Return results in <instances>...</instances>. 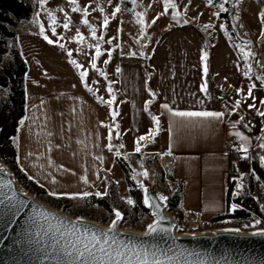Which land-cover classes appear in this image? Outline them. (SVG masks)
<instances>
[{"label": "crops", "instance_id": "obj_1", "mask_svg": "<svg viewBox=\"0 0 264 264\" xmlns=\"http://www.w3.org/2000/svg\"><path fill=\"white\" fill-rule=\"evenodd\" d=\"M204 25L208 24H178L161 34L148 54L119 56L118 98L113 102V111L119 114L115 121L81 84L80 91L43 85L42 91L32 96L25 87V118L15 141L21 172L53 198L100 197L95 193L106 192L115 166V141L123 150L135 151L136 139L149 133L145 110L148 72L157 100L153 114L163 126L162 155L169 159L174 186L182 183L184 187V221L205 224L225 214L233 157L229 145L242 149L246 145L250 151L255 139H264V121L259 114L264 111V81L250 71L251 79L245 75L243 55L231 44L223 26L215 24L205 30ZM204 52L208 53L206 76ZM29 73L28 67L25 86ZM205 81L207 95L201 91ZM253 84L252 98H247ZM236 101H240L239 108L234 107ZM164 103L173 111L223 112L224 116L218 120L173 117L162 107ZM253 103L256 107L250 108ZM105 125L112 127L111 151ZM237 133L246 139L241 140ZM85 192L91 195L85 197Z\"/></svg>", "mask_w": 264, "mask_h": 264}, {"label": "rangeland", "instance_id": "obj_2", "mask_svg": "<svg viewBox=\"0 0 264 264\" xmlns=\"http://www.w3.org/2000/svg\"><path fill=\"white\" fill-rule=\"evenodd\" d=\"M26 1L31 4L33 14L30 20L17 21L15 28H9L15 35V41L6 40L4 49L10 51L12 47H16L28 64L30 73L25 87H27L29 96L39 90L42 91L43 85L45 88L50 84L57 88L80 91L79 84H81L84 87H82L84 92L89 97L111 113L114 110V105L112 104L109 107L107 104L101 103L99 97H103L105 101L111 100L113 96L115 100L118 98L116 63L119 56L137 52L148 54L161 34L178 24H184V18H189L195 25L205 23L223 26L229 40L231 42L237 40L238 44L235 45L243 55L247 72H249L248 66L250 65L251 75L253 73L257 77H263L264 75V23L260 19V13L264 12V0H227L226 3L221 2L225 8H227V3L234 4L232 23L238 31V39L232 36L227 29L226 22L220 18L221 14L228 13L230 9L227 8L228 11L224 12L220 8L221 4L216 5L214 2L172 0L176 4V8H169L168 12L164 13V0H77L75 6L81 9L87 8L89 12L86 18L89 24L97 29L96 40L92 39L88 25L82 22L85 19L82 11L72 12L73 5L69 3V0H44L42 6L38 0ZM116 7L121 9L119 13H115ZM101 8L103 11L100 10ZM61 9L63 11H60ZM48 13H52L56 17V35L52 34V23ZM65 13H67V16H65ZM136 13L141 14L144 20L143 26L136 22L138 19ZM176 13H179V16L174 20L172 17ZM105 16L109 18L107 28L103 27ZM68 18H70L71 23L69 29L65 30L62 25ZM153 20H155V23H152ZM40 25H44L45 30L43 33L40 31ZM45 35L52 39L54 43L49 44L43 38ZM78 35L84 37L82 42L76 39ZM59 36H63L64 39L59 40ZM101 36L103 37L102 40H100ZM109 40H111V43H108ZM97 41H99L102 53L99 58H96L95 47H88L90 44L95 45ZM59 43L65 45L64 49L58 46ZM246 44L247 47H245ZM67 51L72 52L71 57H68ZM109 52H111V55H108ZM244 52H251L253 55L246 58ZM73 59L83 67L81 69L75 68L69 62ZM93 60H95L96 67L106 74V78L100 76L92 68ZM1 67L0 62V72ZM80 71H87L86 81L88 87L93 89L92 92H89L85 87V83L79 75ZM109 85L112 88L111 93L108 91ZM149 107L150 112L154 113L156 111L155 104ZM151 122L154 124L153 121ZM255 140L256 142L252 144L253 147L250 151L247 153L243 151L245 157H247L246 159L239 160L236 156L232 157L235 158L232 173L237 178L233 198L244 193L247 180L254 175L251 162L248 160L249 157L252 159L254 152L258 151L257 156L264 169V161L261 160V157H264V148L259 147L260 144H264V139ZM163 144V126H160V131L155 137H150L149 141L141 145V152L137 153L130 148H125V151L117 141L114 144V152L116 154L119 151L120 155L116 156L129 164L133 180L139 187H141V182L145 177L144 173L147 172L151 184L159 188L167 197H170L173 190L169 181V159L167 156L162 155ZM255 183L257 191L264 195V184ZM21 188L28 194L33 195L27 188L22 186ZM106 192L107 195L97 198L108 200L111 207V210L108 211L96 204L93 206L89 200H82V198L65 202L64 209L56 203L47 202L44 198H36L74 219L89 220L103 227H109L115 220V211H119L123 217L119 223V228L122 231L145 232L146 227L153 222V217L150 212L149 216H146L141 210H136L137 202L131 196L125 175L116 163L112 171V177L108 181ZM128 200L133 203L129 204ZM170 215L177 223V232L180 235L236 229L233 227L208 229L209 227H206L204 223H192L177 219L171 213ZM260 230L264 229L248 232L239 231L251 233Z\"/></svg>", "mask_w": 264, "mask_h": 264}, {"label": "water", "instance_id": "obj_3", "mask_svg": "<svg viewBox=\"0 0 264 264\" xmlns=\"http://www.w3.org/2000/svg\"><path fill=\"white\" fill-rule=\"evenodd\" d=\"M191 24L192 20L184 18ZM144 207L151 213L153 222L160 220V227L167 231L155 234L145 232L122 231L121 220L116 223V247L127 246L132 249H146L155 253L165 264H264V235L254 232L216 230L190 235H180L177 223L170 215L168 198L145 176L141 182ZM147 189V192H145ZM148 203H145V199ZM159 205V210L156 208ZM40 210L53 214L55 219L45 220L39 215ZM60 220L80 223V227L91 228L99 233H109L111 226L103 227L95 222L74 219L62 211L40 202L36 197L25 192L12 172L0 161V264H58L59 254L53 252V231L44 235V230L60 226ZM256 233L264 230L255 231ZM37 233H41L37 235Z\"/></svg>", "mask_w": 264, "mask_h": 264}, {"label": "trees", "instance_id": "obj_4", "mask_svg": "<svg viewBox=\"0 0 264 264\" xmlns=\"http://www.w3.org/2000/svg\"><path fill=\"white\" fill-rule=\"evenodd\" d=\"M209 2V0H202ZM214 4L219 5L224 0H211ZM234 4L227 3V8L230 11L226 14H221L220 18L226 22L227 29L232 36L238 39V31L232 23L234 13ZM33 14V8L26 0H0V57L2 70L0 72V161L9 168L16 177L20 185L27 188L35 197L44 198L47 202L56 203L59 207H63L65 202L70 200L53 198L45 189L41 188L34 182L30 181L19 169L17 163L16 137L21 122L25 118L26 112V93H25V77L28 73V67L22 58L19 50L12 47L10 51L4 49L6 40L15 41V35L9 28H15L17 21L30 20ZM231 41V40H230ZM231 44L236 47L237 40H232ZM148 99L152 103L147 105V116L149 130L155 129L152 124V115L149 106L156 104V97L153 98V92L150 85V78L146 72ZM151 113V115L149 114ZM258 151L253 153L251 162L254 175L251 176L246 183V190L238 197L233 198V191L236 185V175L232 173L235 158H232V170L227 177V204L226 212L223 215L213 217L209 222L205 223L208 229H223L233 227L241 231H253L264 229V195L257 191L255 182L264 184V169L257 156ZM115 163L121 168L125 175V180L130 189L131 196L136 200V210H141L144 215L149 216V211L144 207L143 196L140 187L134 182L132 170L127 162L116 157ZM257 179V180H256ZM172 194L168 198L169 213L175 218L184 220L185 216L181 209L182 195L184 192L183 184L180 183L174 186V179L169 176ZM159 189V188H158ZM161 191V190H160ZM162 192V191H161ZM175 192V193H174ZM89 200L94 206L95 204L111 210L107 199H98L95 196L84 198ZM82 199V200H84ZM72 200V199H71ZM235 204L237 208L232 210L231 206ZM65 207H63L64 209ZM256 221H259L257 224ZM147 228V227H146Z\"/></svg>", "mask_w": 264, "mask_h": 264}, {"label": "snow or ice", "instance_id": "obj_5", "mask_svg": "<svg viewBox=\"0 0 264 264\" xmlns=\"http://www.w3.org/2000/svg\"><path fill=\"white\" fill-rule=\"evenodd\" d=\"M38 2L41 4V6L44 3V0H38ZM224 2L226 3L227 0H224ZM69 3H71L73 5L71 11L72 12H81L83 13V16L85 17V19L82 21L83 24L88 25L90 31H91V36L93 40H96V33H97V29L95 27H93L91 24H89V21L87 20V16L89 15V12L87 10V8L81 9L78 6H75L77 3V0H69ZM209 3H211V0H209ZM169 8H176V4L172 2V0H164V13L168 12ZM220 8L222 11L227 12L228 9L224 7V4L221 3ZM101 11H103V9H100ZM60 11H63V9H61ZM121 11V9L119 7L115 8V13H119ZM48 16L51 18V23H52V34L56 35V17L52 14V13H48ZM65 16H67V13H65ZM136 16L138 17L137 19V23L140 25H144V20L141 16L140 13H136ZM179 16V13H176V15H174L172 18L174 20L177 19V17ZM159 18V17H157ZM260 19L261 22L264 23V12L260 13ZM35 22V21H33ZM70 23L71 20L70 18H68L64 23H63V28L65 30L69 29L70 27ZM109 23V18L108 16H105L103 19V27L107 28ZM152 23H155V20L152 21ZM185 24L189 23L188 20L184 21ZM213 25L208 24V25H204V29L207 30L209 28H212ZM44 25H40V31L41 33L44 32ZM143 30V28H142ZM49 44H53L54 41L52 39H50L47 35H45L43 37ZM59 40H63L64 37L63 36H59L58 37ZM79 42H82L84 37L83 36H77L76 38ZM103 37H100V40H102ZM108 43H111V40L108 41ZM58 46L61 49H64L65 45L63 43H59ZM248 45L246 44L245 47H247ZM89 48L91 47H95V55L96 58H99L101 56V50H100V46H99V41H97V43L95 45H88ZM243 51V49H242ZM67 55L68 57L72 56V52L71 51H67ZM108 55H111V52L108 53ZM132 56H136V53H131ZM143 52L140 53V56H143ZM253 54L251 52H244V56L247 58L249 56H252ZM202 59L204 60L205 64H204V74L205 76L207 75V71H208V66H207V59H208V53L204 52L203 53V57ZM75 68L77 69H81L83 66L79 63H77L76 60H70L69 61ZM105 63H107V61H105ZM92 68L95 69L100 76H105L106 78V74L101 71L99 68L96 67V63L95 60H93L92 62ZM249 71L251 66L249 65ZM120 69H117V72H119ZM79 75L81 77V80L84 81L85 83V87L87 88V90L89 92H92L93 89L91 87H88L87 81H86V77L88 75L87 71H80ZM246 76H249V78L251 79V76L249 74V72H245ZM258 79L264 81V77H258ZM255 85L253 84L247 93V98H252V88H254ZM108 91L109 93L112 92V88L111 85L108 86ZM201 91H203L205 93V95L208 94V87H207V82L205 81L202 85H201ZM238 92H242V89H238ZM151 95L153 96V98H155L156 93L152 92ZM254 99V98H253ZM99 100L101 103L107 104L109 107H111V105L113 104V101L115 100V97L113 96V98L111 100L105 101L103 99V97H99ZM152 101L149 100L146 103L145 106V110H147V105L151 104ZM261 103H264V101H261ZM162 107L171 113V115L173 117H179V118H213V119H221L224 116L223 112H211V111H199V112H192V111H173L172 108L169 107L168 103H164L162 104ZM235 108H239L240 107V101H236L234 104ZM250 108H254L256 107L255 103L249 105ZM118 111H112L111 112V116L113 121H115L116 116L118 115ZM151 115V113H149ZM262 117H264V111H261L259 113ZM152 121L154 122L155 125V129L149 130V133L147 135H143L140 136L136 139L135 144V151L137 153L141 152V142L142 141H149L150 137H155V135L160 131V119L159 117L152 115ZM241 119H243V117L241 116ZM106 127L109 128V136H108V149L109 151L112 150V127L105 125ZM116 129H119V124H116ZM237 136H239V138L241 140H245L246 138L241 135L240 133L236 134ZM117 138L119 139V132L117 131ZM120 147H123V145H120ZM260 148H264V144H260L259 145ZM243 151L245 153L248 152V147L245 145L243 147ZM169 155L171 154V152L168 153ZM116 155L119 156L120 153L119 151L116 152ZM243 158H247V157H243ZM261 160L264 161V157H261ZM145 176H147V172L144 173ZM82 179L84 180L85 183H87V178L86 177H82ZM145 192H147V189H145ZM51 195H56V193H50ZM239 194V193H237ZM85 197L91 195L90 193L85 192L83 194ZM96 196H103V195H107V192L105 193H100V192H96L95 193ZM159 199L161 201H166L167 197L164 196H160ZM129 204H132L133 202L131 200H128ZM145 203H148V199H145ZM159 205H156V208L159 210ZM232 210L235 211L237 208V205L233 204L231 206ZM39 215L41 217H44L45 220L52 218L55 219L53 214L48 213L45 210H40ZM115 215V219L116 221L121 220L122 214L119 211H115L114 213ZM163 217L161 216L160 219L157 220L156 224L153 225H149L147 231L149 234H155L157 233V231H167V229L161 228L160 227V220H162ZM60 226L63 227V230H61L60 227L56 228L55 230L52 229L51 227H49L48 229L44 230L43 234L47 235L49 232H57L59 233L58 237L54 236V240H55V244L53 246V252L58 253L59 254V261L58 264H165V262L163 260H161L160 258L156 257L155 253H149L146 249H132L131 252L129 253V250L127 248V246H121V247H116V240H115V228H116V223L113 222L110 232L112 233L111 237L109 236V233H99L98 231H94L91 228H81L80 227V223H71V222H65L63 220H60ZM256 223L258 224L259 221H256ZM228 231H238V230H228ZM41 233H37V235H40ZM253 235H264V232H259L256 233L254 232Z\"/></svg>", "mask_w": 264, "mask_h": 264}, {"label": "built area", "instance_id": "obj_6", "mask_svg": "<svg viewBox=\"0 0 264 264\" xmlns=\"http://www.w3.org/2000/svg\"><path fill=\"white\" fill-rule=\"evenodd\" d=\"M228 153L230 155H232V156L238 157L239 160H242V159H244L243 157H245V153L243 152V149L241 147H238L235 144L229 145V147H228Z\"/></svg>", "mask_w": 264, "mask_h": 264}]
</instances>
